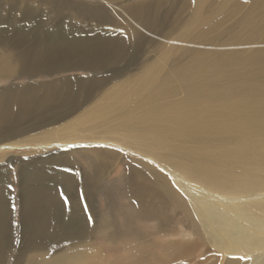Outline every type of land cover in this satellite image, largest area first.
Wrapping results in <instances>:
<instances>
[{
	"label": "bare ground",
	"instance_id": "obj_1",
	"mask_svg": "<svg viewBox=\"0 0 264 264\" xmlns=\"http://www.w3.org/2000/svg\"><path fill=\"white\" fill-rule=\"evenodd\" d=\"M179 1L183 6L182 11L186 10L191 2V0H0V50L3 51V53L0 52V79H9L17 71L19 75L32 77L36 74L34 68L36 65L42 72H45L48 69H45V64H42L47 60L58 59L57 57L61 55L68 57L75 53L78 54L77 57L80 56L84 64L91 63L96 67L95 69L124 58L129 60V56L130 60H136L134 62L142 58L143 61H148L151 53L147 55V52H142L139 47L133 54L129 53L120 26L117 23L114 24L109 18H103L107 16L106 10L104 12V9L94 3L104 2L111 5L113 10H117L119 16H123L124 20L128 17L130 22L136 23L134 33L129 28H125L124 31L126 34L133 33L138 43L143 46L146 39L141 28L159 30L169 23L168 16L181 11L177 9L173 12L174 6ZM217 3L220 5L218 11L214 8ZM57 8H63L60 14L64 11H74L71 14L74 18H82L95 23L82 26L89 28L90 31L97 28V34L85 39L80 33H73L70 36L68 32L59 33L57 29L61 20L56 19L60 17H54ZM39 11H43L44 15H36ZM161 13L163 15L160 19L158 16ZM218 14L237 18L233 24L220 30L225 37L224 43L213 49L207 48V50L201 49L198 45L187 46L189 44L186 42L183 45L180 44L190 39L203 42L207 34L211 32H218L217 35H219L221 21L209 28L211 31H203L207 24L218 19V16L216 17ZM29 16L33 17L37 23L36 28L28 19ZM116 18L119 20L118 17ZM176 18L178 20L179 15H176ZM50 19L53 20L48 23ZM22 23L25 24L24 27L21 26ZM107 25L110 26L107 27ZM25 27L40 34L33 39H28L23 46L34 42L38 45L43 44L45 47L32 58L29 57L30 52L23 53L18 60L21 66L15 68V59L4 50L12 47L14 43L23 44L20 42L22 33H26ZM13 32L18 34H13ZM169 42L168 46L162 47L156 53L158 59L155 65L148 67V70L140 79H137L134 85H129L132 80L130 77L118 84L115 83L90 109L65 123H63L64 120L75 114L80 101H85L88 95L91 96L97 88V91L104 89L114 75L117 77L122 74L121 71L110 75L111 77L106 74V77L102 76L93 80L90 86L94 90L91 92L85 86L78 95L71 91L70 81L52 84L54 87L50 86L52 88H48L39 100L36 94L40 86H28L20 91L22 98L18 100L17 107L14 100L8 102L4 95L0 94V112L2 113L4 109L3 117L1 118L0 115V153L28 150L31 154H24L32 155L36 152L46 153L50 150L66 149L61 153L71 155L72 152H76L73 150L81 146H84L86 151L96 153L95 151L101 148H94L95 144L101 140L104 144L113 141L134 148L133 150L144 159L147 157L145 155H150L152 158L149 160L156 165L148 167L150 170L148 172H151L148 174L151 176L149 179L139 180L133 185L137 201L148 205L144 211L145 214L151 215L157 211L155 210L157 205L154 207L152 202L156 204L158 201L160 205L176 204L193 220L194 237L204 242L207 248L206 254L210 258L218 259V264H264V192L250 196L237 195L241 193L242 185H236L219 175V168H222L224 172L242 171L241 159L254 171L264 168V0H195V9L187 29L179 35L175 42ZM149 44L150 42L146 41L144 46ZM56 49L65 51L58 52ZM185 56L189 60L181 69L166 64L171 59L174 60L177 57L182 59ZM29 59L33 62V68L27 65L26 70L25 65ZM2 90L0 89V92ZM219 90H222V93H219ZM17 91L19 90L14 92L17 93ZM32 105L36 106L35 109L38 110L39 115L28 120L25 126H21L23 119L20 118L25 116V113H17L19 108L24 107L26 111H29ZM219 106L220 109H225L224 113L219 111ZM203 108L208 111V114L202 111ZM214 108L216 109L213 110ZM191 110H195V115L189 116ZM174 136L189 139L184 141L189 145L180 152H171L179 153L178 158L170 154L162 155L160 152H165L166 148L164 145L160 147L161 143L168 145L167 141L162 140ZM227 142L233 151L227 149L225 144ZM217 143L226 148L220 158L217 151L213 149ZM37 157L21 158L24 169L20 168L27 170L32 184L36 182L35 178L40 176L46 180L45 178L50 176L56 169L54 167L59 164L55 162L56 164L49 165L46 164L48 157L40 159ZM2 160L0 156V161ZM42 160L43 167L41 165L42 169H40L39 164ZM183 161L192 162L190 166L186 165L188 170H185ZM217 161H219L218 164ZM9 163L8 165L11 164ZM143 164L148 166L144 162ZM0 167V191H5L6 186L11 184L9 183L10 166H7L8 169L4 165ZM27 181V178L21 180L24 194L27 190H29L28 194H32L31 186L27 185ZM46 184L45 181L38 183L35 190H32L37 195L25 196L22 202L21 240L23 247L22 245L19 247L16 255H14L16 249L13 226L8 220L10 212L5 202L0 201V264H11L12 259L14 261L12 264H23L27 261L32 264L103 263L101 258L104 254L99 249V245L90 243L88 238L90 235L88 237L77 236L78 231L72 234L74 238L70 240L81 239L85 244L83 247L85 251L80 250V247L74 248L75 245H72L73 249H79L74 250L75 254L73 249H68L69 253L64 250L61 253L58 252L57 256L50 255V257L45 255L44 250L50 249L45 246L46 243L38 249L40 254L35 256L36 252L29 253L27 246L30 240L39 239L48 242L55 241L57 237L54 230L53 233L51 232L52 227L48 226V222L43 220L50 214L47 211L42 212L44 207L42 211H36L39 206H34L36 200L42 197L39 192L45 190L51 195L55 191V187L47 188L49 183ZM162 208V212L159 211L161 215L165 210V207ZM50 216V222L59 230L61 222L58 216L55 213ZM29 223L36 226L32 232L29 231L31 229ZM174 245L180 247L176 243ZM196 245H201V242L197 240ZM38 256H43L39 262Z\"/></svg>",
	"mask_w": 264,
	"mask_h": 264
},
{
	"label": "rangeland",
	"instance_id": "obj_2",
	"mask_svg": "<svg viewBox=\"0 0 264 264\" xmlns=\"http://www.w3.org/2000/svg\"><path fill=\"white\" fill-rule=\"evenodd\" d=\"M94 5L104 9V12L106 10L107 12L106 15L108 17L104 16L103 18L105 19L109 18L114 24L117 23L120 26L122 37L127 43V48L129 50V53L133 54L134 51H136V48L139 47L142 50V52L143 51L147 52V55L151 53V57L149 58V60L143 61L142 58L141 60L134 62L136 60L134 61L130 60L131 57L129 56V60L128 58H124L115 63H110L99 69H95L96 67L93 66L91 63L84 64L81 61L80 56L77 57L78 56L77 53L71 56L68 55V57L61 55L57 57L58 59L47 60L42 64V65L45 64L46 66L45 69H48V71L45 70V72H42L38 67V65H36L34 67L36 74L32 77L19 75V71H17L15 75L9 79H5V80L0 79V89H3L0 92V94L4 95V98H6L8 102L14 100V104L17 107L18 100L22 98L20 96V91H23L28 86H34V85L40 86L39 92H37L36 94L37 100H39L40 98H42L43 94L46 93L48 88L51 89L52 87H54V85L52 84H56L62 81H66V82L70 81L71 91L77 95L83 91L85 86H87V90H90L92 92L94 89H91L90 84H92L91 82L93 80L100 78L102 76L106 77L107 76L106 74H109V77H111L110 75L121 71L122 74L120 76L117 75V77L116 75H114L112 77L113 79H111L110 82L107 83L109 85L105 86L104 89L97 91L98 89L97 88L94 92L91 93V96L88 95L85 101L84 100H82V102L80 101L77 111L74 112L75 114L71 118L64 120L63 123L73 119L75 116L79 115L80 113H82L87 109H90L92 105L100 101V99L103 97L104 93L108 90V88H111L112 85L114 86L115 83L118 84L124 79L130 77L132 78V80H130L129 85L132 86L137 82V79H140V77L144 74V72L148 70V67L151 68L153 65H155L157 61L156 59H158V55H156V53L160 51L162 47L165 48L166 45L168 46V43L170 44L169 41L175 42L177 38H179V35H181L187 29L190 20L192 18V13L195 9V0H191L190 5L184 11H182L181 8H183V6L182 4H180L179 1L176 4V6H174L173 12H175L177 9H180L181 11H176L177 13L168 16L169 18L166 17L168 18L169 23L162 26L159 30L157 28L154 29L152 28L150 30L141 28L143 35L146 39L145 43L146 41L150 42V44L147 46H144L145 45L144 43L143 45L144 47L141 45V43H138V40L133 35L134 29L136 28L135 27L136 23L130 22L127 16H126L127 17L126 20H124L123 16H119L117 10L116 9L113 10V7L111 5H108L104 2L103 3L96 2L94 3ZM219 7L220 5L219 3H217L214 8L216 11H218ZM111 10L113 11V13ZM55 11L57 13L54 14V17L55 18L60 17L56 19H59V21L61 20L58 23L59 27L57 29L59 33L68 32L69 36L70 34L73 33H80L81 37L85 39L91 38L92 35L97 34L96 27H95L96 30L90 31L88 30L89 28H84L82 26L83 24H86L88 26L90 24H95V23H92L82 18L80 19L74 18L73 16H71V14L74 11H69V12L64 11L63 14H60V12L63 11V8H57ZM114 14L118 15L115 16L118 17L119 20L114 16ZM36 15L43 16L44 13L43 11H39L38 13H36ZM162 15L163 13H161L158 16V18L161 19ZM176 15H179L178 20H176L177 19ZM217 16L218 19H214L209 24H207L206 28H204L203 31L206 30L211 31V29L209 28H211L215 23L221 21V24H219V35H217L218 32H211L207 34L208 36L203 40V42H200L198 39H193V40L190 39L189 41L186 39L187 41L180 42V44L183 45L186 42L189 44L187 46L198 45L201 47V49L207 50V48L213 49L219 46L221 43H224L225 37L220 32V30L225 29L226 27L233 24L234 20L237 18L233 19L231 17H227V16L225 17L224 15L220 16V14L216 15V17ZM28 19L31 21L32 25L36 28L37 23L35 22L34 18L29 16ZM51 20L53 19H50L48 23ZM24 25L25 24L22 23L21 26L24 27ZM81 26L83 27V32ZM109 26L110 25H107V27ZM125 28H129L133 33L126 34V32L124 31ZM24 29L26 33H22L21 35L22 41L20 42L23 44L14 43L12 47L5 48V50L3 49L4 52L6 51L5 53H10L13 59H15L14 61L15 68H19L21 66L20 62L18 63V60L23 53L30 52L31 55L29 57L32 58L34 54L36 55V53L39 50H42L45 47L43 44L38 45L37 43L31 41H30L31 45L23 46L24 43L28 41V39H33V37H36L40 34L39 32L33 31V29H29V27H25ZM13 34H18V33L13 32ZM165 40L166 43H164ZM56 50L58 52L65 51L64 49L63 50L56 49ZM0 52L3 53V51L1 50ZM62 56L63 58H61ZM188 60L189 59L186 56L182 59H178L177 57L174 60L173 59L169 60L166 64H168V66H173L175 68L181 69L183 65L187 63ZM27 65H30L33 68V62L31 59L27 61L25 65V69ZM52 67L54 69H52ZM7 89L9 90L7 91ZM14 89L19 91H17L16 93L14 92L15 91ZM10 90H14V91H10ZM219 93H222V90H219ZM221 98H219V102H221ZM35 107H36L35 105H32V108L29 109V111L31 110L30 112L26 111L24 107L19 108L17 113H25V116L20 118L21 120L23 119L20 123L21 126H25L26 123L28 124V120L34 118V116L39 115L38 110L36 111ZM215 109L216 108H214L213 110ZM2 110H3L2 113L0 112L1 118L3 117V113H4V109ZM202 111L208 114V111L205 108H203ZM219 111L221 113H224L225 109L224 108L220 109L219 106ZM195 113H196L195 110H191L189 116H193L195 115ZM151 140L154 141L155 139H151ZM186 140L189 139H186L183 136L164 138L162 141H167L168 145L162 142L160 147L164 145L166 151L165 152L161 151L160 153L162 155H168V154H170L171 156L175 155L178 158L179 153H171V152H180V150L187 148L189 144L184 142ZM157 141L161 142L160 140ZM225 144L227 145L228 150L233 151L232 147L228 144V142ZM72 148L74 149L75 147ZM84 148H85L84 146L78 147L77 149L78 151L73 150L76 152H72L71 155L68 154L64 155L61 153L66 149L50 150L46 153L36 152V153H32V155L24 154V153H29L30 151L28 150H15L11 153L8 151H4L3 153H0L1 158H3L4 160V161L3 160L0 161V166L4 165L6 169H8L7 166H10L9 183L11 184L8 187L6 186L5 191H0V201L5 202L10 212L8 220L12 222V226H13V239L15 242L14 247L16 249L14 255H16V251L19 250V247L23 243V241L21 240V236H22L21 231L23 225L22 202L28 195L36 196L37 194H35V192L33 193L32 190H35L38 183L45 181L47 184L48 183L50 184V185L46 184L47 188L55 187V191L51 195L48 194V192H46L45 190H43L44 193L42 191L39 192L40 197L41 196L42 197L40 200H36V202L34 201L36 203V204L34 203L35 204L34 206H39L38 207L39 209L37 208L36 211L37 210L42 211L44 207V211L42 212L47 211L48 214L50 215L52 213H55L58 216L61 224H60V229L57 230V227L53 226L52 223L50 222L51 216L50 215L45 216L44 214L45 218L43 220L44 221L46 220L48 222V226L52 227L51 232L53 233L54 230V232L57 234V237L55 241H48L49 243L39 239L30 240L28 242L27 249L30 251L29 253L36 252L35 256L40 254V252H38V249L44 246L46 243L47 245L45 246L50 247V249H45L44 251L46 253L45 255H49V256L56 255L58 252L61 253L64 250H67V253H69L68 249H73V247H71L72 245H75L74 248L80 247L79 248L80 250L85 251L83 250L85 244L81 239L70 240V238H74L72 234H75V231L76 232L78 231V233H76L77 236L85 235L86 237H88L90 235L88 237L90 239V243L94 245L97 244V246L99 245V249H101L102 254L105 255V256L103 255L101 258V260L103 261V263L101 264H202V263L218 264L217 263L218 259L210 258L206 254L207 248L206 245H204V242L194 237L195 229H194L193 220H191V218H189L187 214L182 209H180L176 204L170 203L166 205L165 204L160 205L158 201H156V204L155 203L153 204L152 202L151 204L154 207L157 205L155 207V210H157L158 212L156 211L155 214H151V215H147L144 213L148 205H144L142 201H141L142 204L137 201V199L134 196L133 185H135L139 180L149 179V177H151L150 175H148L151 174V172H148L150 171L148 167H155L156 165L152 162V160L151 161L149 160V158H152L150 155H145L147 157H145L144 159L143 157H141L140 154L136 153V151L133 150L134 148L132 149L126 147L121 143H117L113 141L107 144L106 142L104 144V141L102 140L98 141V143L95 144L94 148H101V149L100 150L97 149V151H95L96 153H93L94 151H90V150L86 151V149ZM213 149L217 151L220 158V155L223 153V150L226 148L220 146L217 143V145L213 147ZM50 154H52V156ZM61 155L62 157H60ZM27 156L28 158H26ZM45 156L48 157L46 164L52 165L53 163L56 162L59 163L60 165L58 164L56 167H54L56 169L52 171L53 173H51L50 176L48 175L45 178L46 180H44L43 177L40 176L38 178H35L36 182L34 184L30 183L32 179H30L27 170H23L24 166H22L21 160L32 159L36 157L40 159ZM241 160L243 163L242 171L240 172L226 171L228 173L225 174L226 172H224L222 168H219V175L227 178L232 183L233 182L236 183V185H242L240 188L241 193H237V195L246 194L250 196L251 194L254 193L264 192V177H263L264 168L254 171L252 170V168L249 167V164H247L243 159ZM143 162L148 164V166L144 165ZM8 163L10 165H8ZM98 163H101L102 165ZM182 163L185 164L184 165L185 170H188L189 168L186 165L190 166V163L192 162L183 161ZM218 163L219 161H217V164ZM40 166L43 167V160L39 164V167ZM20 167L23 169H21ZM41 167L40 169H42ZM95 171L96 173L97 172L98 173L96 174ZM135 171H137V173H135ZM252 172H254L253 175L249 176V174ZM76 173L78 174V176ZM25 175L27 176L23 178ZM68 175H70V177ZM79 177L82 179H80ZM83 177L86 179H84ZM26 178L28 179L27 185L30 184L31 186L32 194H28L29 190H27L24 194L21 180ZM31 178H33L32 175ZM85 187L88 188L86 189ZM2 193L4 195H2ZM82 193L85 194L83 195ZM83 198H85V200ZM42 203L44 205L46 204L47 207H45L46 205L43 206ZM162 207H165V210H164V214L161 215L159 211L163 209ZM47 208H50L51 210ZM79 226L80 228H78ZM89 226L91 228H89ZM30 227L31 229H29ZM35 227L34 225L29 223L28 229L29 231L32 232L35 230ZM197 240L201 242V245H196ZM174 243H176L180 247H176ZM33 244H35L36 246H34ZM55 245L58 246L56 247ZM79 249H73L72 251L74 252V250H79ZM42 254L43 253L41 252V255ZM49 256H47L48 257L47 259H49ZM38 257L40 258L38 262L41 259H43V256L41 257L38 256ZM10 262L11 264L14 263L13 259ZM23 264H32V263L27 261Z\"/></svg>",
	"mask_w": 264,
	"mask_h": 264
}]
</instances>
